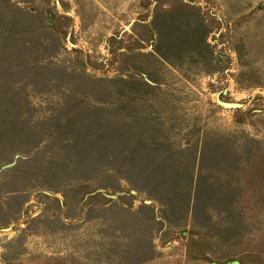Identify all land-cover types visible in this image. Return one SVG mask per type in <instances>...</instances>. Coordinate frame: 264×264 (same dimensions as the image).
Segmentation results:
<instances>
[{
	"label": "rangeland",
	"instance_id": "374dc122",
	"mask_svg": "<svg viewBox=\"0 0 264 264\" xmlns=\"http://www.w3.org/2000/svg\"><path fill=\"white\" fill-rule=\"evenodd\" d=\"M0 264H264V0H0Z\"/></svg>",
	"mask_w": 264,
	"mask_h": 264
},
{
	"label": "water",
	"instance_id": "95a60500",
	"mask_svg": "<svg viewBox=\"0 0 264 264\" xmlns=\"http://www.w3.org/2000/svg\"><path fill=\"white\" fill-rule=\"evenodd\" d=\"M222 104H224V102H222Z\"/></svg>",
	"mask_w": 264,
	"mask_h": 264
}]
</instances>
